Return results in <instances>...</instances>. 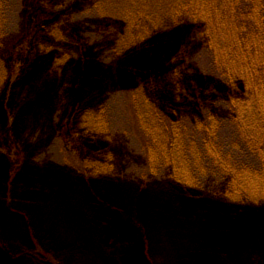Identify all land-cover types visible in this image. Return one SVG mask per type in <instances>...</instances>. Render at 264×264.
Returning <instances> with one entry per match:
<instances>
[{
  "label": "trees",
  "instance_id": "obj_1",
  "mask_svg": "<svg viewBox=\"0 0 264 264\" xmlns=\"http://www.w3.org/2000/svg\"><path fill=\"white\" fill-rule=\"evenodd\" d=\"M33 1L37 2L40 12L45 15L56 13L55 3L61 4L64 8L68 5V0ZM120 4L122 9L116 7L117 9L111 12L100 9L103 25L108 38L113 43L111 46L113 52L121 58L120 74L132 76L133 89H129V95L136 107L144 112L140 118L149 121L146 126V134L149 136L148 160L150 150L153 154L156 152L159 158H153L152 164L147 163L149 168L147 175L157 176L161 167L166 168L167 184L171 194L166 195L164 199L171 200L173 204L172 208H166V214L172 215L175 207L181 217L177 216L180 225L172 231L179 232L184 225H187L192 231L191 234L194 233L185 240L189 242L186 250L194 247L195 249L191 250L188 260L182 264H230L231 262L258 264L249 260L246 262L244 254L250 244L256 243L257 259L264 258V0H116L112 2L114 7ZM6 8L7 0H0V150L3 149L1 144L6 141L8 150L3 149L2 154L10 155L13 154L14 149L5 134L13 111L8 114L6 110L12 106L14 100L11 96L14 77L11 69L3 64L4 51L11 49L8 43L10 34ZM186 18L193 19L199 30L204 25L202 40L215 56L218 55L215 58L217 69L229 83L228 110L231 117L239 121L235 125H239L245 143L249 144L246 145L247 149L257 156L256 162L259 164L237 163L232 153L230 152L229 157L222 147L224 145L218 143L217 130L221 127V122L215 113L212 92H209L205 100L208 108L200 111L202 117L191 116L196 127L192 125L188 127L187 123L182 119L178 120L177 116H172L174 124H165L166 119L163 114L156 112L154 94L150 93L152 84H149V79L146 78L148 75H154L158 70H167L175 75H180L184 70L185 55L182 52L181 42L177 39L178 33L174 30L178 29ZM122 28L125 32L122 30L120 36L117 33ZM42 33V42L44 40L48 42L45 48L42 47V42L39 43L44 58L49 56L51 60L59 61L58 68L65 70L64 73L80 74L81 69L77 68L78 65L71 52L62 54L56 44L51 48L50 39H54L55 36L49 31ZM218 35L224 41H219V46L214 41ZM39 40L40 37L38 42ZM229 45L231 49H228ZM146 51L154 53V60L142 58L141 54ZM90 65L88 64L87 69H83L81 74L89 73L92 70ZM54 69L55 66L51 63L49 73H53ZM49 76H54L52 79L58 80L59 84L57 89H53V98L57 97L61 108L63 103L67 104L65 107L67 111L62 109V114H69L68 119L70 117L71 121L66 132L67 144L73 146L76 143L81 154L67 148L66 159L69 170L81 180L86 204L93 215L95 225L100 229L103 227L102 235L107 232L110 236L121 238L119 240L123 242L128 241L124 247L118 248V261L113 264H147L140 260L139 251L132 246L134 239L131 230L134 228L122 222L117 212L114 219L111 218L112 205H116L119 197L122 198L119 185L121 175L107 131L105 102L102 103L101 99L103 88L100 93H95L97 88H93L92 85H95L97 80L93 78L94 82L85 84V80L81 82L82 78L79 76L77 86L80 90L74 98L72 83H76L78 77L73 80L72 75ZM171 87L173 96L169 101V107L171 112H175L177 105L184 107L187 101L179 86ZM156 122L162 127L157 129L158 132L163 131L165 135L163 145L155 133ZM190 128H196L204 135L202 144L198 143L196 134V137L193 133L187 135L186 130ZM162 146H164L163 154ZM71 151L73 153L75 151L77 156ZM212 152L219 155L222 160L217 159ZM9 155L8 162L11 161ZM208 168L212 170L217 180L215 182L217 189L212 192L204 189L201 177L203 173H207ZM22 172L23 170L15 173V177L9 178L5 186L0 184V210L5 208L7 217H14L25 224L35 237L32 235L28 237L35 247L30 250L31 245L28 240L12 251L0 246V264L17 263H14L13 259H17L18 264L25 262L52 264V250L45 248L51 231L43 229L34 217L37 206L35 204L41 199L42 190L35 176L25 177V173ZM161 199L163 198L155 199V203L150 206V213L161 219L160 224H164L167 221L164 215L157 213L158 202ZM38 231L45 233L47 238L43 242L39 240L41 244L37 245L33 239L39 238ZM172 238L178 239L177 236ZM48 256L51 258L49 259ZM213 256L215 261H207ZM184 257L179 258L184 259Z\"/></svg>",
  "mask_w": 264,
  "mask_h": 264
},
{
  "label": "rangeland",
  "instance_id": "obj_2",
  "mask_svg": "<svg viewBox=\"0 0 264 264\" xmlns=\"http://www.w3.org/2000/svg\"><path fill=\"white\" fill-rule=\"evenodd\" d=\"M114 1L116 0H68L67 7L55 3L56 13L45 15L40 12L36 1L7 0L6 11L10 34L8 43L11 49L4 51L3 64L11 69L14 77L11 95L14 100L12 106L6 110L8 114L12 111L13 113L10 115L5 137L10 141L14 152L10 155L2 154L3 149L8 150V142L4 141L1 144L3 149L0 150V184L5 186L9 178L15 177V173L21 170L25 173V177L35 176L42 193L41 199L35 204L37 206L34 217L43 229L51 231L45 248L52 250V256L50 255L52 264H113L118 261V248L124 247L128 241L123 242L119 240L121 238L110 236L107 232L102 235L103 227L100 229L95 225L93 215L86 204L81 180L69 170L66 159L67 148L76 150L78 154L80 148L76 143L73 146L67 144L66 132L71 121L70 117L68 119L69 114H62L63 111H67L65 109L67 104L63 103L61 108L57 97L53 98V89H57L59 84L58 80L52 79L54 76L49 75H72L73 80L78 77L76 83H72L74 98L80 90L77 86L79 76L82 78L81 82L85 80V84L94 82L95 80L92 79L95 78L97 82L92 85L93 88H97L95 93H100L102 88L104 90L101 92L103 101L101 102H105L110 145L115 150L118 171L121 175L119 185L122 198L119 197L116 205H112L111 218L114 219L117 212L122 222L134 228L131 230L134 239L132 246L139 251L138 256L142 262L182 264L188 260L191 250L195 249L194 247L186 250L189 242L185 240L194 233L191 234L192 231L187 225H184L179 232L172 231L180 225L177 216L181 217L175 207L172 215L166 214V208L173 206L171 200L164 199L166 195L171 194L167 184L166 168L161 167L157 176L147 175L149 173L147 163L152 164L153 158H159L156 152L153 154L150 150L148 160L149 136L146 134V126L149 121L140 118L144 112L136 107L129 95V89H133L132 76L120 74L121 58L113 52L111 47L113 43L108 38L100 11V9H104L105 12L122 9L121 4L112 6ZM179 26L174 31L178 33L177 39L180 40L185 55L184 70L180 75L169 73L167 70H158L154 75H148L146 78L149 79L148 83L152 84L150 93L154 94L156 112L163 114L166 119L165 124H174L172 116H177V119H182L188 127L191 125L196 127L191 116L202 117L200 111L208 108L205 100L209 92H212L215 113L221 122V127L217 130L218 143L224 145L222 147L229 157L230 152L232 153L237 163L259 164L256 162L257 156L247 149L249 144L245 143L239 125H235L239 121H235L228 110L229 83L217 69L215 63L217 53L215 56L202 40L204 25L200 31L193 19L186 18ZM39 28L42 30H38ZM122 30L125 32L122 28L117 34L121 36ZM42 31H49L55 36L54 39H50L51 48L56 44L62 54L71 52L78 65L77 68L81 69L80 74L64 73L65 70L58 68L59 61L51 60L49 56L44 58L40 51L41 44L39 46L42 42ZM38 37H40L39 42ZM233 38L232 35V40ZM214 41L218 46L219 41L224 42L219 35ZM45 45H48L47 40L42 42V47L45 48ZM228 49H231L230 45ZM141 55L143 59L154 60L153 52L146 51ZM51 63L55 66L53 73H49ZM88 64H91L92 70L85 75L81 74L83 69H87ZM175 85L183 91L187 104L184 107L177 105V111L171 112L169 107V101L173 96L171 86ZM158 124L157 122L154 124L155 133L163 145L165 135L163 131L158 132L157 129H162ZM186 133L188 136L192 133L195 137L197 135L198 143H203L204 135L196 128H190ZM163 148L164 146H162V154ZM212 153L217 159L222 160L215 152ZM73 154L77 156L75 151ZM8 155L11 158L10 162L7 160ZM201 177L204 189H209L208 191L211 192L217 189L216 176L210 168ZM159 197L163 199L158 202L157 213L164 215L167 220L164 224H160L161 219L150 213V206ZM2 209L0 210V246L12 251L22 246L25 240L29 241L28 237L33 233H30L31 231L22 221L7 217L6 209ZM182 215L185 218V215ZM37 234L38 241L33 240L38 245L41 244L39 240L43 242L47 237L45 233L39 231ZM172 236H177L178 239ZM255 244L252 243L246 248L244 260L264 264V258L257 259ZM30 245V250H33L35 245L33 243ZM180 256L184 259H180ZM209 260L215 261V257L207 261ZM13 261L18 264L17 259Z\"/></svg>",
  "mask_w": 264,
  "mask_h": 264
}]
</instances>
